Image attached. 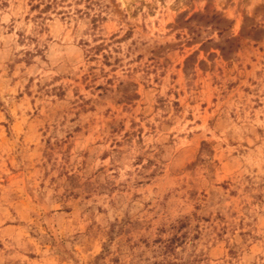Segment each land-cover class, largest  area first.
<instances>
[{
    "label": "rangeland",
    "instance_id": "obj_1",
    "mask_svg": "<svg viewBox=\"0 0 264 264\" xmlns=\"http://www.w3.org/2000/svg\"><path fill=\"white\" fill-rule=\"evenodd\" d=\"M0 264H264V0H0Z\"/></svg>",
    "mask_w": 264,
    "mask_h": 264
}]
</instances>
